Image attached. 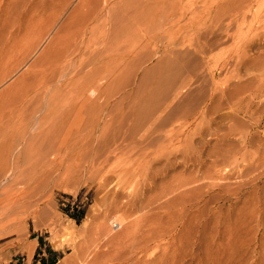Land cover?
I'll use <instances>...</instances> for the list:
<instances>
[{
  "label": "rangeland",
  "instance_id": "374dc122",
  "mask_svg": "<svg viewBox=\"0 0 264 264\" xmlns=\"http://www.w3.org/2000/svg\"><path fill=\"white\" fill-rule=\"evenodd\" d=\"M8 1L11 3L0 7L1 130L16 120L11 119L9 113L13 107L8 105L25 78L37 69L29 65L42 53L55 30L70 16L72 22H79L80 18L93 13L96 5H101V18L88 27L85 54L80 60V63H85V69L74 77L75 84L71 91L69 89L71 94L100 75L101 84L103 80L106 82L105 77L116 71L114 67L120 68L123 62L130 64L131 57L135 58L137 54L143 57L141 52H145L146 56L155 52L159 58L176 50L187 52L192 59L204 58L203 68L200 66L198 72L206 83L184 88L169 109L172 114L163 124L158 125V121L149 123L155 133L154 138L159 140L145 152L146 156H141L137 148L132 149L129 141L125 142L130 139L126 137L131 133L129 129L136 125L133 117L130 118L134 123L127 121L129 118L126 120L130 128L123 125L125 129L120 130L121 133H114V129V132L108 133L110 137L114 134L121 136V140L115 137L120 145L118 149L121 152L122 148H129L128 153L126 149L121 153L117 150L113 136L110 139L114 143L110 144L115 147L109 143L101 144V148L105 147L100 154L104 156L102 154L108 152L106 147L109 146L105 157L113 156L110 158L113 164L107 161L103 164L104 159L99 162L101 157L98 158V164L95 163L92 170L83 171L84 177L80 181L36 186L31 178L33 175H27L33 168L31 163L27 164L29 158H34L31 151L32 154L30 152L27 156L29 161L26 158V163L20 162L11 175L20 176L17 182L16 178L13 180V190L18 188L15 191H21L26 187L30 192L21 197L24 200L19 203L32 204L24 212L21 209L18 212L14 207V212H18L16 214L10 212L13 207L7 211L4 206L0 207V264H96V259L101 260V264H112V261L118 264L117 256L124 260V264H264V0H245V3L243 0H100L98 4L93 0ZM234 3L239 5L238 8L244 7H240L241 12ZM223 7L226 9L223 10ZM219 13L223 16L228 14L220 21ZM215 15L218 19H214ZM55 21L59 24L57 28L41 41L28 64L19 66L27 47L37 43L42 30ZM216 39H220L219 42ZM155 59L153 62H156ZM224 60L229 64L217 71L216 64H224ZM204 67L205 70H202ZM215 72L217 83L213 84L211 76ZM92 90H88L89 94ZM107 91H101V104L109 97ZM200 93L203 96L198 99H189ZM82 96L79 95L76 100H85ZM116 96L109 98L111 103L116 102ZM32 127L33 124L25 138H30L35 131L39 132L38 127ZM122 133H125L124 137ZM60 135L63 137L54 134L56 140L53 138L54 153L58 154L59 149L63 152L55 154L57 158H70L73 150L75 153L78 149L87 150L85 152L94 156L95 149L99 147L98 139L87 134L81 137L85 140L83 142L76 134ZM79 141L86 143L81 146ZM121 141H124L123 145L128 143L127 146L123 147ZM88 142H92V146L88 147ZM58 144L60 148L57 149ZM63 145L68 149H64ZM112 148H116V153ZM163 155L173 157V161L175 155L192 158L193 161L187 159L184 162L182 157L181 162L170 164L161 175L156 176L154 182L145 175L128 180L122 178L123 181L114 176L119 173L120 166L138 167ZM155 162V167L165 169L164 159L160 163ZM24 165L28 166L24 172L27 178L23 176ZM103 168L105 172L102 173L112 176L113 181H104ZM149 182L153 183L152 190L142 194L143 189L150 187ZM180 182L187 184L182 187V183L180 189L174 191ZM162 189L168 190L169 194L160 201L158 196ZM136 192L140 194L139 199L135 196ZM150 200V208L144 207ZM148 224L157 230L163 228L165 235L149 242L144 252L136 253L132 248L148 230ZM104 228H110V231L105 229L106 235H109H104ZM111 232L117 238L114 243ZM117 234L122 238H118ZM103 239L105 242H102ZM81 243L85 247H79ZM86 247L87 253L82 251ZM94 247L98 251H94Z\"/></svg>",
  "mask_w": 264,
  "mask_h": 264
},
{
  "label": "bare ground",
  "instance_id": "6f19581e",
  "mask_svg": "<svg viewBox=\"0 0 264 264\" xmlns=\"http://www.w3.org/2000/svg\"><path fill=\"white\" fill-rule=\"evenodd\" d=\"M86 1H89V0H86ZM93 1L98 4V2L100 0H93ZM243 1L245 3V0H243ZM246 1L248 2L250 0H246ZM9 3H11V2L8 0H0V7H3V5H8ZM241 3H242V1H241ZM241 3L239 5H241ZM234 4H233V6L236 9V6L238 4H235L236 6ZM242 5H244V4L242 3ZM229 6L230 5H228V7ZM238 6H237V8H238ZM225 7H227V6H225ZM225 7H223L222 9L224 10ZM234 7H233V9H234ZM240 7H242V9L244 8L243 6H240ZM240 7L238 8L239 11L241 9ZM219 10H220V8H219ZM228 11L231 13L230 10H228ZM220 13L218 14L219 16L218 15L217 16H218V18H220L219 20L221 21L222 20L221 17H225L228 13L227 14L224 13V16H223V14L220 15ZM237 14H238V12H237ZM245 15H246V13H245ZM217 16L214 17V19L215 18L218 19ZM230 16H231V14H230ZM234 16H236V14ZM100 18H101V5L100 6L96 5L94 12L87 14L86 16L80 18L79 22H77V21L75 22V20H74V22H72L73 21V20L71 21L72 16H70L64 22H62V23L60 22L61 24L57 28V25H59V24H56V21H55V23L50 24V26H48V27H46V29L42 30L41 37L39 36L40 38H39L37 43L31 44L27 47L26 55H25L24 59L20 62L19 66H21L22 64H25V65L28 64L27 62H28L29 58L38 50V48L41 44V41L45 37H49L52 34V32L57 28L55 30L53 36L51 37L52 39L50 41H48L49 43L43 49L42 53L39 54V56L36 57V59L34 58L35 60L32 61L29 65V67L37 68V69L34 70L29 75L27 74L28 76L26 78H25V76L23 77V78H25L24 82L19 87L18 93L12 98V100H11L12 102L10 101L11 103L8 105V106L13 107L10 110V113L8 112L11 119H16V120H14V122L11 121V122H13V124L4 127L5 129L4 128L2 129L3 132H0V207L4 206L3 208H5L6 210L5 209H3V210H5V211L11 209L12 207H13V209H15L14 207H16L18 212L21 210H23V212H24V209L28 208L32 204V203H30V205H29V204H26L23 202H22L23 204L19 203L20 201L24 200V199L21 200V197L27 196L28 193H30V192H28V190H26L27 188L25 186L24 187L26 189L24 188L21 191H20V189H19V191H15L18 188L17 189L14 188L15 190H13V188H12V187H14V186H12L13 183L15 185V182H17V179L20 176L18 178H16L15 176H17V175L14 176V175H11V173L14 172L13 171L14 169H16L18 166H20L19 165L20 162L23 161L22 163H26V161H29V160L31 161V162L29 161L27 164L30 165V163H31L30 166H31V168L33 166V168H32L33 171L29 169L30 172L32 171L31 172L32 174H30V172L29 173L27 172V175L30 177H31V175H33L31 178L33 179V182L36 186L39 184H49L50 183V185H51V183H54L56 185L57 184L59 185V184L64 183V182L66 183V182L80 181L84 177L83 171H85V170L90 171V169L92 167H94L95 163L98 164V162H97L98 158L101 157V159H99V162H100V160L102 161V158L104 159L101 163L107 161V163L110 164L112 162L110 160L111 157H109V155L105 157V154L107 151L105 152V154H102L104 156H100L101 149L105 147V146L104 147L102 146V148H101V144L108 145L107 143L110 144V142L111 143L116 142L115 137H117V135L114 136L115 135L114 134L113 135L114 137L112 136L113 139L115 140L114 141L113 139H110L112 137H110L111 135H108V133L114 132L113 129L116 130V132H114V133L120 132V130H122V129L124 130L125 129L124 127L129 123V122L127 123L126 120L128 118H129V120H127V121H130L132 119L130 117L134 118L133 120H135L136 125L133 124L134 122H133V120H131L133 122L131 124L133 126L134 125L135 126L132 128H130L129 125H127L129 127L126 126L127 128L131 129V130L129 129V131H131V133L128 131V133H130V135L126 134V137L129 136L128 138H130V139H128L125 142L129 141L128 142L129 146L132 149L137 148L139 150L138 153L141 156H146L147 154L145 152L148 151V149H151V146L156 144V142H158V140H159V139H156V137L154 138L153 134H155V133L153 132L152 126H150V124L153 122L155 123V121H158V125H159V123H162L163 121L164 122L167 121L168 117L172 114V112H170L169 109L172 107L174 101L179 98V96L183 92L184 88H187V87L189 88L192 84H195V83H198L200 85L201 84L204 85L206 83L205 82L206 79L204 77L203 78L201 77V75L199 74L200 71L198 72L199 67L201 65L203 66L204 58L200 59L199 57H196L195 59H192V57L188 56L187 52L176 51V50H175V52H173V51L169 52L166 56H161V57L157 58L158 57L157 53H155V52L151 53L150 52L151 53L150 54L145 49L144 51H146L148 53V56H146L144 51H143L144 53H142L140 51L141 54H144L143 57H142V55L138 56V54H137L136 55L137 57H135V58H133V56L131 57L132 60H131L130 64H128V62H127V60H130V59H127L126 60L127 64H124V62H123V66H121L120 68H119V66H117L118 69L116 67L113 68V70L114 69L116 70V71L114 70L115 72H113L111 69L110 71L113 72V73L111 72L112 74L107 71L108 74L110 73L111 76L109 75L110 76V77L108 76L109 78L107 76L105 77V80L107 79L106 82H103L104 81L103 80L102 84H101V75H100V77H98L97 79L95 77L91 81H89L87 83L86 87L79 86V88H77V91L74 94H73V92L71 94L70 93L71 87H73V85L75 84L74 83L75 81L73 82L74 77L76 75L81 74L85 69V65H84L85 63L84 64L80 63V60L82 58V54L85 52L84 43H85L86 35L88 34L87 33L88 27H89L91 22H94ZM124 24L125 23H123V25ZM91 25H92V23H91ZM90 31H92V33L94 34L93 30H90ZM219 40L220 39H216L217 42H219ZM216 45H218V44H216ZM141 46L143 48V45H141ZM144 46L146 47V45H144ZM134 50H136V49H134ZM136 51H138V50H136ZM133 53H134V55L136 54L135 51ZM170 53H172V54L170 55ZM130 54H128L127 56H130ZM139 55H140V53H139ZM83 56H85V55H83ZM85 58H84V60H85ZM155 58H157V60ZM119 59L121 60V58H119ZM153 59H155L156 62L155 61L153 62ZM225 60L223 61L224 64H216V70L217 71L223 70L222 69L223 66L230 63V60H228V58H227V60L229 63L225 62ZM117 61H119V60H117ZM117 64H119V62ZM202 66H201V68H203ZM202 70H205V67ZM106 73H105V75H108ZM11 74H12V72L9 75H11ZM187 75H189V76H187ZM216 78H217L216 72L212 73L211 79L214 82L213 84L217 83ZM3 80H5V78H3ZM21 80L22 79H20V81ZM203 85H202V87H203ZM90 88H93V90L89 94L88 90ZM69 89H70V91H69ZM105 89L109 91V92L107 91L109 97L108 98L106 97V101H105V99H104L105 97L103 96L104 97L103 101H105V102L103 104H101V102H102L101 101V99H102L101 98V96H102L101 91L105 90ZM79 95H83L85 97V100H83V99H82L83 101L76 100ZM116 95H118V96H116ZM200 95L203 96V94L200 93V94H197L196 97L190 96L189 99L191 101L196 100L199 98ZM106 96H107V94H106ZM111 96L112 97L113 96L118 97L116 99V102L114 101L115 103H111V101L109 100V98ZM6 105H7V103H6ZM178 106H180V105H178ZM166 113H168V114H166ZM164 114H165V117H164ZM48 122H49V124H48ZM125 122H126V124H125ZM32 124H33V127L40 128V129L36 128L39 132L35 131L34 134H32L30 136V138L29 137L25 138L26 137L25 134H26V132L29 131V127H31ZM123 125H125V126L123 127ZM156 125H155V127H157ZM41 126H42V128H41ZM90 126H91V128H90ZM155 127H154V129H155ZM137 129L142 130V131L137 133V131H138ZM2 130L0 129V131H2ZM108 130L109 131L111 130V131L109 132ZM57 132H60V133L58 134ZM61 133H65V136L66 135L75 136V134H76L77 136H79V138H80L79 140H81V142L85 141V140L81 139V137L83 138L84 136H86L85 134H87V136H91L93 139H98L99 147L97 148V150L95 149V152H94L95 155L94 156L89 155L90 152H89V154H88V152H85L87 150L81 151L82 149L80 151H78L79 150L78 149L77 152L74 153V150L71 147V149L73 150V154L70 158H67L68 156H66L64 158L63 157L57 158L56 155H58L62 151H59V150H61V149H59V150H57L58 154L54 153L55 148H56L55 142H54L56 140L55 139L56 136H54V134H57V136L60 137ZM124 135H125V133L122 136L124 137ZM59 137L57 139H59ZM62 137L63 136H61V138ZM120 137L118 136L117 138L120 139ZM126 137L124 138V140H126ZM77 138L75 140L78 141ZM73 139L74 138H72V140ZM72 140L70 142H73ZM75 140H74V142H76ZM112 140L114 142H112ZM120 140H119V143H120ZM67 141H68V139H67ZM90 141H93V140H90ZM63 142H61V143L63 144ZM81 142H80V144L79 143L78 144L81 145L82 144ZM89 142H88V147L90 144H92V142L91 143H89ZM121 142L123 145L124 141H121ZM85 143H83L82 145L84 146ZM116 144H117V146H116L117 150L120 152V150L118 149L120 147V145L118 144V141L116 142ZM127 144H124L123 147H125V145L127 146ZM65 145H63L64 149H68ZM118 145H119V147H118ZM59 146L60 145L58 144L57 149ZM76 146H77V144H76ZM76 146H74V147H76ZM90 146H92V145H90ZM111 146L115 147L114 144ZM108 147L109 146L106 147L108 149L107 153H109ZM78 148H80V147H78ZM112 149L116 153V150H115L116 148L115 149L112 148ZM122 149L123 150L126 149V153H128V151L130 150L129 148H128L129 150L127 148H125V149L122 148ZM62 150H63V148H62ZM110 150H111V148H110ZM135 150H134V153H135ZM31 151L33 152L34 158L33 159L29 158V160H28L27 156L30 155ZM63 151H65V150H63ZM114 151L112 153H114ZM32 152H31V154H32ZM117 154H118V152H117ZM119 155L120 154H118L116 156L119 157ZM182 157H184V156L180 157L178 155H175L174 161L172 160L173 157L171 158V157H169V155H165V157L163 155V157H161V158L157 157L155 160L158 163H160L162 161V159L165 160V163L163 164L165 169H162V167H155V164H154L155 160H154V162L150 161V163H147V164L141 163L138 167H134L133 165H131V166L130 165L120 166V170L118 169L119 173L117 172L118 174L116 173V175H114V176H117L116 178L119 177L120 180H122V178H123V180H128V178L140 177L142 175H145L148 178H152L153 182H154V180H156V176L161 175L163 173V171L166 170V168H168V166L170 164L172 165V163H174V165H176L177 163L181 162ZM112 158H113V156H112ZM185 158L186 157H184V159H183L184 162H186L187 159L193 161L192 158H187V159H185ZM24 159H26L25 162H24ZM117 161H115V162H117ZM236 161L237 160H235L234 163H236ZM88 162H90V163L87 164ZM107 163L105 165L107 167H110L107 165ZM112 164L113 163H111V165ZM27 167L28 166L24 165L23 169H25V170H23V173L27 171L26 170ZM236 168H238V166ZM114 169H113V171H114ZM232 170H233V168H232ZM20 171H19V175H21ZM89 171H87V172L89 173ZM102 171H104V168H103V170L101 169V173H102ZM33 172H34V174H33ZM95 172H96V170H95ZM104 172L102 173V176H103V174H105ZM108 173H110V172H108ZM11 176H13L14 178L12 177L13 179L11 178L12 180H9ZM23 176H24V178L26 177L25 173L23 174ZM23 176H22V179H23ZM90 177H91V174H90ZM96 177H97V175H96ZM103 179H105L104 181L109 182V181H111L112 176H109L106 173L103 176ZM13 180L15 182H13ZM104 181H103V184L105 183ZM112 181H113V179H112ZM7 182H8V184H6ZM23 182H25V181H23ZM27 182H29V179ZM31 182H32V180H31ZM139 183H140V181H139ZM182 183H183L182 187H184L187 184V182L185 184H184V182H180L178 184V187L173 189V190L175 191L176 189H180ZM17 184H19V183H17ZM17 184H16V186H17ZM26 185H28V184H26ZM106 185H107V182H106ZM106 185H103V186H106ZM149 185H150V187L145 188V190L143 189L142 194H147V191L152 190L153 183L149 182ZM39 186L43 187L44 185H39ZM32 190H33V188H32ZM29 191H31V188L29 189ZM25 194H27V195H25ZM168 194H169L168 190L162 189V191L160 192V195L158 196V199L160 200L163 197L167 196ZM31 195H32V193H31ZM138 195L140 196V194L138 192H136L135 196H137V198L139 199ZM25 199H26V197H25ZM26 200H28V199H26ZM29 202H30V200H29ZM142 204H143V201H142ZM150 204H151V200L146 205H144V207H148ZM137 206H138V204H137ZM148 208H150V207H148ZM13 209H11L10 212L16 211V209L15 210H13ZM18 212H14V213L16 214ZM8 215H12V214H8ZM10 220H12V219H10ZM148 226H149L148 230L143 234V236L141 237L139 242H136L137 244H134L135 246H133V248H132V250L133 251L135 250L136 253L144 252L145 250H147L146 247L148 246L149 242H152L158 238H163V236L165 235L166 231H164L163 228L157 230L155 227H152L150 224H148ZM124 227L126 228V225ZM105 229L106 228H104V233H105L104 235H106L107 229H108L107 231H110L109 230L110 228H107L106 230ZM102 233H103V231L100 234L102 235ZM107 235H109V234H107ZM117 235H119V234H117ZM112 236L113 235L111 232V238H112ZM120 236L121 235H119L118 238H120ZM109 238H110V236H109ZM121 238H122V236H121ZM104 239H105V236H104ZM116 239L113 236L112 240H114V241H112V240L111 241L114 243L115 241H117ZM108 241H109V239H108ZM161 241H162V239H161ZM100 242L98 245H100ZM102 242H105V240ZM95 243H96V241H95ZM102 244H105V243H102ZM107 244H109V243H107ZM114 245L115 244H113V246ZM116 245H117V243H116ZM78 246L79 247L80 246L85 247L82 245V243H81V245L79 244ZM78 246H76V247L78 248ZM97 246H95V247H97ZM76 247H75V249H77ZM95 247H94V249H95ZM103 247L105 248L106 246H103ZM109 248L110 247H108V249ZM108 249H106V251ZM96 250L97 249H95L94 251H96ZM99 250L101 251V247ZM82 251L86 252L87 247L85 248V250L82 249ZM102 251H104V249ZM88 252H89V250H88ZM93 253L97 254L96 252H93ZM84 254L85 253H83V255ZM100 254L98 253L97 255H100ZM97 255L93 254L94 257L95 256L97 257ZM83 258H85V257L83 256ZM97 258L100 259L101 257H97ZM86 259L84 261H86ZM115 259L118 260L117 261L118 264H124L125 263L124 260H120L121 258L119 256H117ZM140 260H142V259H140ZM112 262H113L112 264H116V263H114V261H112ZM82 263L84 264V262H82ZM96 264H101V260L98 261L96 259Z\"/></svg>",
  "mask_w": 264,
  "mask_h": 264
}]
</instances>
